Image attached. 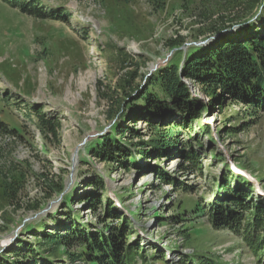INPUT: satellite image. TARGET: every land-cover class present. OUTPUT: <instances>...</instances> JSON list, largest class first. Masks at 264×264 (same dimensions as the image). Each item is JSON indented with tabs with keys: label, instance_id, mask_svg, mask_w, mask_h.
Wrapping results in <instances>:
<instances>
[{
	"label": "rangeland",
	"instance_id": "rangeland-1",
	"mask_svg": "<svg viewBox=\"0 0 264 264\" xmlns=\"http://www.w3.org/2000/svg\"><path fill=\"white\" fill-rule=\"evenodd\" d=\"M11 1L0 0V123L18 135L0 131V259L11 262L18 255L9 254L10 250L22 242L37 246L42 241L29 234L28 225L32 230L40 227V236L65 234L66 217L60 212L69 213V208L75 222L91 225V233L104 229L103 204L108 196L134 224L136 234L129 240L137 235L148 258L160 252L168 264H186L184 260L201 264L199 259L210 264H261L264 211L255 226L252 213L257 204L264 209V114L261 118L249 115L248 106L226 96L223 108L210 107L199 123L182 126L183 113L168 100L171 109L165 114L147 112L135 127L145 134L137 141L151 143L149 117L166 127L179 126L181 133L163 157L150 146L145 155L133 150V166L125 169L90 155V145L112 133L116 122L120 128H133L131 119L126 120L135 117L130 114L132 106L113 119L108 115L116 108L113 103H122V92H129L127 81L137 64L141 78L132 84H140L142 92L148 88L147 96L156 94L158 86L151 79L174 58L170 50L174 41H181L183 53L178 59H184L192 46L236 34L246 27L239 24L246 21L251 20L245 25L254 22V28L261 29L264 17L258 15L259 6L249 12L247 0H24L61 17L57 20L37 19ZM100 83L111 98H100ZM183 83L190 98L208 104L199 83L188 79ZM145 106L141 104L138 113L145 112ZM30 107L59 122L60 144L47 141L44 145L34 119L28 116ZM202 123L210 127V135L202 132ZM231 128L238 130L233 133ZM192 151L193 159L188 161L186 156ZM30 168L36 175L51 172L64 180L65 193L74 196L68 207L60 195L44 202L37 176L28 173ZM16 169L28 174L25 202L39 200L40 212L16 211L4 198V179L17 176ZM162 172L177 187L166 184ZM97 176L104 181L107 194L94 187ZM242 192L249 196L245 207L240 204L234 221L223 223L219 214L225 199ZM66 250L73 255L83 251L79 246ZM36 251L45 256L42 248L37 246ZM63 251L59 249L54 264H69ZM26 254L24 247L19 256ZM29 257L28 263L34 255ZM77 260L76 264L85 262ZM131 264L145 263L135 257Z\"/></svg>",
	"mask_w": 264,
	"mask_h": 264
},
{
	"label": "trees",
	"instance_id": "trees-1",
	"mask_svg": "<svg viewBox=\"0 0 264 264\" xmlns=\"http://www.w3.org/2000/svg\"><path fill=\"white\" fill-rule=\"evenodd\" d=\"M10 1V0H9ZM13 6L21 9L23 12L37 19L57 18L51 14H46L43 8L27 3L24 0H12ZM36 2V0H33ZM249 2V12H252L255 7L258 15L264 17V0H247ZM247 23L249 21H246ZM245 22V23H246ZM239 24L240 26H246L237 30L236 34H226L218 41L212 42L205 46H192L185 54V58L178 59L183 53L181 50V41H174L170 50L174 54V58L165 66L161 67L151 79L152 83L158 86V93L148 94L147 90L142 92L140 84H132L138 78H141L140 66L137 64L136 70L131 73V80L127 81V86L130 88L128 91H123L120 101H116V108L113 106L109 112L108 117L110 119L115 118L120 112L126 114L130 106H132V112L134 118H127L126 120L132 121L133 128H120L117 122L113 125L114 131L101 139L94 141L90 145V155L107 165L117 164L125 169L132 168V159L135 156L133 150H137L140 155L149 154L148 147L154 151H159V157L164 155L165 150L174 144L178 135L181 133L179 126L166 127L163 123H157L149 117L147 120L148 127L151 131L152 139L151 143L140 141L145 134L138 130L136 124L139 118L147 112H157L165 114L171 107L166 104L168 100L177 107L181 113H183V125H192L200 121L202 113H208L210 107H216L220 105L224 107V99L228 96L233 103L243 104L249 107V115H254L257 118H261L264 114V27L261 29L254 28L256 25L249 23L247 25ZM259 26V25H257ZM230 28V27H229ZM253 29V30H252ZM214 33L217 29L214 28ZM215 35V34H213ZM127 64L131 65L127 55H124ZM192 80L200 85V91L208 98V104H205L201 100H194L190 98L191 94L188 88L183 83V80ZM134 85V86H133ZM145 88V89H146ZM103 84L98 86V92L100 98H111L113 95L104 92ZM109 89V88H108ZM141 90V91H139ZM139 91V96L132 98V94ZM116 94V93H115ZM117 95V94H116ZM119 95V94H118ZM114 99V98H112ZM164 100V102H163ZM126 103V108H123V103ZM146 104L145 112L138 113L141 109L140 105ZM29 117L34 119V123L39 133L41 134L44 145L47 146V141L50 143L60 144V124L57 121L49 119L41 110L36 107H30ZM127 112H126V111ZM141 111V110H139ZM137 113V114H136ZM202 132L206 135L211 134L210 127L202 123ZM238 130V129H237ZM236 128H231V132H237ZM0 131L9 136L18 135L17 130H8L4 127V124L0 123ZM118 136V137H117ZM129 140L124 143L122 140ZM129 142V143H128ZM194 151L189 152L186 156L188 161L193 159ZM163 157V156H162ZM17 176L14 178L4 179L3 182V196L7 203L16 211L26 209L28 212L37 213L41 211V202L39 200H28L25 202L23 195L25 191V179L26 173L21 170H17ZM28 173L36 175L32 172L31 168L28 169ZM37 186L43 193L44 202H49L54 197L61 196L65 202L66 207L74 200V196L69 193H65L66 185L64 180L60 176L53 175L51 172L36 175ZM231 178H236L242 183L243 179L238 178L236 175L229 173ZM161 179L166 184L177 187L176 181L169 178L168 174L161 173ZM90 183V182H89ZM93 185L96 189L103 191L107 194L104 181L99 177L93 179ZM239 197L234 198V194L228 195L229 200L225 199L223 207L220 209V217L222 222L228 219L236 218L237 208L241 204L245 203L246 198L249 196L245 192L239 193ZM122 199L121 197L119 200ZM240 199V201H237ZM233 200V201H232ZM97 203L101 200L98 198L95 200ZM237 204V205H236ZM104 217L102 222L105 228L95 233H91L88 228H92L90 224H84L80 221L75 222V216L69 208V213L62 214L66 217V229L65 234L53 235L37 233L41 228L36 227L32 230L27 226L29 234L35 237L42 238V241H38L37 246L42 248L46 253L45 256L37 253L36 247L28 245L22 242L17 248L10 250L9 254L18 255L13 261H8L4 257L0 259V264H54V259L58 254L59 249H63V253L69 264H76V261L82 260L84 264H131L135 257L141 258L145 264H168L166 255L164 253L157 252L156 256H148L146 252L140 246L138 237L136 235L135 240L130 242L129 236L136 234L134 231V224L128 217L123 215L115 208L113 201L106 196L104 202ZM227 207H226V206ZM241 206V207H242ZM245 207V206H244ZM264 209L257 204L256 210L252 213L254 226L261 221V215ZM131 215L134 213L129 211ZM135 217V216H134ZM157 218V217H155ZM159 218V217H158ZM223 222V223H224ZM242 222L239 219V224ZM42 223V222H41ZM41 223L39 225H41ZM42 231V230H41ZM44 232V231H43ZM256 231H254L255 233ZM249 237V236H248ZM247 237V238H248ZM251 244V242L247 239ZM264 245V240H262ZM21 243V242H20ZM262 245V247H263ZM79 246L83 249L78 255L69 254L66 248ZM27 250L25 257L20 258L19 254L24 250ZM153 249V248H151ZM155 251V249H154ZM258 252V250H257ZM33 254L32 261L28 263L26 259ZM185 258H188L187 256ZM23 260V261H22ZM184 260L186 264H194L192 261ZM201 264H210L204 259H199ZM264 264V259L260 261ZM58 264H64L60 261Z\"/></svg>",
	"mask_w": 264,
	"mask_h": 264
},
{
	"label": "water",
	"instance_id": "water-1",
	"mask_svg": "<svg viewBox=\"0 0 264 264\" xmlns=\"http://www.w3.org/2000/svg\"><path fill=\"white\" fill-rule=\"evenodd\" d=\"M250 21H251V20H250ZM250 21H249V22H250ZM236 26H239V25H236ZM236 26H234V27H232V28H228V29L222 30V31L219 32V34L222 33V32L228 31V30L231 31V30L234 29ZM232 34H233V33H232ZM216 35H218V34H216ZM215 37H216V36H215ZM213 39H214V38H213ZM205 44H207V42H201V43H199L197 46H205ZM167 61H168V60H167ZM167 61H165V62H167ZM153 70H154V69H153ZM153 70H152V71H153Z\"/></svg>",
	"mask_w": 264,
	"mask_h": 264
},
{
	"label": "bare ground",
	"instance_id": "bare-ground-1",
	"mask_svg": "<svg viewBox=\"0 0 264 264\" xmlns=\"http://www.w3.org/2000/svg\"><path fill=\"white\" fill-rule=\"evenodd\" d=\"M134 48V47H133ZM136 49V48H135ZM137 50V49H136Z\"/></svg>",
	"mask_w": 264,
	"mask_h": 264
}]
</instances>
